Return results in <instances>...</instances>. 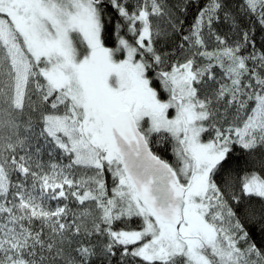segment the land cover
Masks as SVG:
<instances>
[{
    "label": "snow or ice",
    "instance_id": "obj_1",
    "mask_svg": "<svg viewBox=\"0 0 264 264\" xmlns=\"http://www.w3.org/2000/svg\"><path fill=\"white\" fill-rule=\"evenodd\" d=\"M0 264H264V0H0Z\"/></svg>",
    "mask_w": 264,
    "mask_h": 264
}]
</instances>
